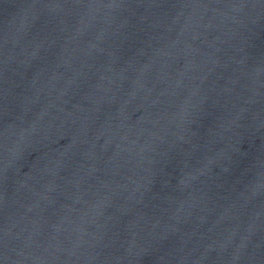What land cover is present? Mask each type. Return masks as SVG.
<instances>
[{"label": "water", "instance_id": "1", "mask_svg": "<svg viewBox=\"0 0 264 264\" xmlns=\"http://www.w3.org/2000/svg\"><path fill=\"white\" fill-rule=\"evenodd\" d=\"M0 264H264V0H0Z\"/></svg>", "mask_w": 264, "mask_h": 264}]
</instances>
